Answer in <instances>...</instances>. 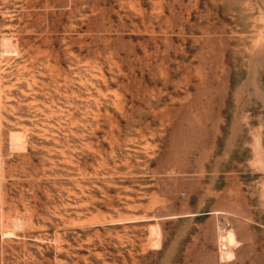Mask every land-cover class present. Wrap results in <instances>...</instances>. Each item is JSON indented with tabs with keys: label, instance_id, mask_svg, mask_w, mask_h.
<instances>
[{
	"label": "rangeland",
	"instance_id": "374dc122",
	"mask_svg": "<svg viewBox=\"0 0 264 264\" xmlns=\"http://www.w3.org/2000/svg\"><path fill=\"white\" fill-rule=\"evenodd\" d=\"M0 264H264V0H0Z\"/></svg>",
	"mask_w": 264,
	"mask_h": 264
},
{
	"label": "bare ground",
	"instance_id": "6f19581e",
	"mask_svg": "<svg viewBox=\"0 0 264 264\" xmlns=\"http://www.w3.org/2000/svg\"><path fill=\"white\" fill-rule=\"evenodd\" d=\"M224 235H225V234H224ZM225 238H228V240L231 239L230 235H229L228 237H225ZM225 238H223V237L221 238V237H220V239L222 240L223 243H224L225 240H226ZM226 241H227V240H226ZM227 242H228V241H227ZM221 246H223V245H221ZM221 248H222V247H221ZM224 248H225V247H224Z\"/></svg>",
	"mask_w": 264,
	"mask_h": 264
}]
</instances>
